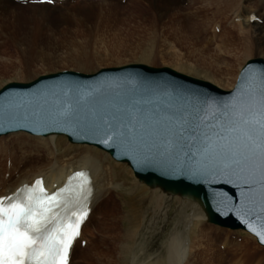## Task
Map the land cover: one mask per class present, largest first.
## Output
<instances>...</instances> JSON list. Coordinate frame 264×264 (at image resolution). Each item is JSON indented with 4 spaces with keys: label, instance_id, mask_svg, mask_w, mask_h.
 I'll return each mask as SVG.
<instances>
[{
    "label": "rangeland",
    "instance_id": "1",
    "mask_svg": "<svg viewBox=\"0 0 264 264\" xmlns=\"http://www.w3.org/2000/svg\"><path fill=\"white\" fill-rule=\"evenodd\" d=\"M111 1L113 0H109V2ZM107 2L108 0H96L90 3L81 0H67L64 3L55 2L49 4L51 7L49 6L50 9H47L45 12L47 14L44 17L41 16L40 9L37 8H33L36 12L32 14V10L26 6L27 4L30 5V2H14L23 6L16 10L20 14L8 19L3 14L4 17L0 16V88L10 81L27 82L41 74L62 70L92 73L103 67L143 63L154 67L168 66L181 73L207 80L219 88L229 89L234 85L239 69L247 60L256 57L264 59V41H260V44L253 41L254 26H249L245 30H238L237 24H242V21L238 17V20L236 19V11L230 10L229 13L230 8L222 9L223 11L216 8L209 12V14L214 12V15L207 19L206 27L209 31H206V28L202 34H192L188 31L176 33L170 28L169 31L152 34L151 17L142 20L141 16H136L132 5H134L133 2L138 3L137 0H126V2L125 0H115L119 8L113 6L109 7L107 11L99 8L106 6L109 3ZM241 3L247 7V11H251L258 18L251 20L252 25L254 22L261 24L262 20L259 16L264 15V0H244ZM180 4L185 5L181 8V15L184 11L188 15H194V7L196 5L202 6L203 2L189 6L188 1L182 0ZM147 9L149 10L148 6ZM147 15L150 16L148 13L143 16ZM201 17L202 12H199L198 19L201 20ZM213 24L215 30L212 27ZM174 25L178 26L176 22L172 26ZM152 43L153 45H151ZM149 48H151V58L145 59L143 54ZM233 54L239 57V60L236 61L235 59V63L226 59ZM243 55L247 56L241 57ZM86 61H88L87 64L82 63ZM230 76H233V82L227 86L226 82L229 81ZM16 132L18 134H14ZM16 132L0 135V138L2 137V142L7 143L5 151L7 150V154L9 152L10 158L14 156L11 159H14L15 167L17 166L16 171L27 170V173L30 171V174H26L24 177L29 180L32 171V164L29 163L39 164L43 160L39 169H44L47 167L44 160L49 156L42 155L45 151L42 154L35 152L34 148L37 145L40 146V143L27 141L30 137L33 139V136L37 135H31L25 131ZM53 135L57 137V146H62L65 143L71 148H92L96 152L107 154L108 163L119 165L126 171L123 170L124 173L116 180L117 203L113 202L114 207L109 206L113 214L110 212L111 215H107L103 221L96 212L99 205H95L90 221L83 227L82 240L85 241V244L81 245L80 241L75 244L72 249L71 264H109L108 258L112 249L111 241L105 237H108L109 234L114 235L116 229L111 227L114 224L113 218L115 215L118 218L123 213L127 214V209H131L132 211L129 210V212L136 216H134L135 222L131 224L124 222L117 226L116 231L118 243V240L122 241V238L128 237V231L131 230L129 238L133 243H129L132 247L128 248V264L135 254H137L134 260L135 264H167L165 262L159 263L158 259L164 257L162 253L165 237L173 228L177 217L175 214L179 215L176 211L179 207L178 204L186 202L176 197H167L168 201H166L164 208V211L167 210L168 212L167 216L163 219L164 221L156 219L158 213L153 207L155 201L147 197L152 191L147 185L137 181L125 162L114 160L106 151L94 145L86 146L88 144L71 143L64 135ZM19 136L26 141L16 144L14 142L12 147L8 143L9 139ZM22 152H27L23 155L25 157L29 155L26 158L20 157ZM35 156L39 158L37 159ZM10 158L7 156V159H4V156H0V180L9 175L14 176V178L18 175L9 167ZM0 191H2L1 187ZM6 191L5 188L4 192ZM130 192L133 193L135 200L139 199L136 200V212L132 204L126 205V208L122 206L120 194ZM141 202L143 203L140 204ZM158 204L162 205L161 202ZM155 221L157 224L154 226ZM98 223L102 224L103 227L98 226ZM151 224L153 225L151 226ZM123 226H131L132 228L128 230L125 228L126 231L124 228V230L122 229ZM150 226L151 228H149ZM185 234L188 257L184 264H264V248L251 234L244 230H232L208 223L202 217L201 220H195L193 224L191 223ZM99 237H103L102 240ZM117 245L119 246V244ZM101 248H106L109 251H106V256L103 254L98 256L97 252ZM81 252H86L87 255L83 256L80 254Z\"/></svg>",
    "mask_w": 264,
    "mask_h": 264
},
{
    "label": "snow or ice",
    "instance_id": "2",
    "mask_svg": "<svg viewBox=\"0 0 264 264\" xmlns=\"http://www.w3.org/2000/svg\"><path fill=\"white\" fill-rule=\"evenodd\" d=\"M146 91L159 103L133 99L75 110L65 106L53 119L106 136L100 143L111 142L138 168L159 167L166 174L206 183L258 185V195L251 187L242 190V203L234 208L226 193L213 195L264 243V216H257L259 227L246 218L264 214V73L242 74L229 100L201 101L195 112L161 99L171 98L170 91ZM148 104L153 107L145 110ZM73 180H78L75 186ZM92 191L88 174L81 171L51 194L37 179L31 187L0 196V264H68ZM77 205L78 210L72 211Z\"/></svg>",
    "mask_w": 264,
    "mask_h": 264
},
{
    "label": "water",
    "instance_id": "3",
    "mask_svg": "<svg viewBox=\"0 0 264 264\" xmlns=\"http://www.w3.org/2000/svg\"><path fill=\"white\" fill-rule=\"evenodd\" d=\"M246 72L264 73V59L256 57L247 60L239 69L230 89L219 88L207 80L168 66L154 67L143 63L103 67L92 73L62 70L41 74L27 82L10 81L0 88V135L16 131L42 136L60 134L66 135L71 143L94 145L105 150L114 160L125 162L139 182L197 201L206 214L207 222L232 230H245L254 235L256 241L264 247V243L247 228L235 211L226 210L218 203L219 198L213 195L216 192L226 193L234 208L242 203V190L251 187L258 195V185L237 187L223 180L206 183L187 176L166 174L159 167L138 168L129 155H125L111 142L108 145L100 143L101 139H107L106 136L80 131L66 122L53 119L65 106L75 110L85 105L106 106L133 99H149L153 100V104L159 103L147 89H158L161 93L170 91L171 98L161 99L175 107L195 112L201 101L229 100L240 85L242 74ZM85 92L92 95L84 96ZM153 104L143 107L148 110ZM258 215L264 216L262 213H253L246 218L259 227Z\"/></svg>",
    "mask_w": 264,
    "mask_h": 264
},
{
    "label": "bare ground",
    "instance_id": "4",
    "mask_svg": "<svg viewBox=\"0 0 264 264\" xmlns=\"http://www.w3.org/2000/svg\"><path fill=\"white\" fill-rule=\"evenodd\" d=\"M66 1L67 0L56 1V2L57 3H64ZM81 1L86 2V3H90V2H95L96 0H81ZM137 1H138V3L133 2L134 5H132L134 11L136 12V16L137 17L141 16L142 20H145L146 18L151 17L152 34L153 33L157 34L159 32L169 31V28L173 32H176V33H183L185 31H188L190 33L192 32V34H195V33L196 34H202L206 28H207L206 31L208 30V27H206L207 22H208L207 19L209 18V16L214 15V12L211 14H209V12L213 11L216 8H218L219 11H223L222 9L225 10V9L230 8L229 13L231 12L230 10L236 11V15H235L236 19L238 20V18H240V21H242V24L241 23L237 24L236 28L238 30L239 29L245 30V28L248 29L249 26L250 27L254 26L255 34L253 35V41H255L256 43H259V44L261 43L260 41H264V15L262 17L259 16V18H261V20H262L261 24H257V22H254L252 25L251 20H252V15H254V14L251 11H247V9H246L247 7L242 5L241 1H244V0H186V1H188L189 6H195V4L197 2H203V4H202L203 7L201 5L200 6L196 5L194 7V9H195L194 15L193 14L188 15V13H186L185 11L182 15L180 14L182 6L185 7V5L180 4L182 2V0H137ZM108 2H109V0H108ZM125 2H126V0H125ZM125 4H127V3H125ZM103 5H104V3H103ZM26 6L32 10V14L36 12L35 10H33V8L40 9V13L42 14L41 15L42 17H44L47 14L45 12L47 11V9H50V7H51L49 4H46V3H41V4L30 3V5L27 4ZM113 6L118 7L115 3V0L109 2L106 6H100L99 8L105 9L107 11V10H109V7H113ZM147 6H148L149 10L147 9ZM22 7H23L22 5L15 4L11 0H0V16L4 15L7 19L9 17H15L16 15L18 16L20 13L18 14L17 12H19V11H16V10L19 8H22ZM183 9L185 10V8H183ZM199 12L200 13L202 12L201 20L198 19ZM224 12H227V11H224ZM147 13L150 14V16H148V15L143 16ZM189 13H191V12H189ZM249 16H250V19H249ZM3 21H5V20H3ZM175 22L178 24V26H175V25L172 26L173 23H175ZM214 24L212 27L215 30ZM153 38H155V37H153ZM151 45H153V43ZM235 52H237V51H235ZM143 55H144L145 59L151 58V48H149L148 51L145 52ZM235 55L236 54L230 55L226 59H229L228 60L229 62L234 61V63H235V59H236V61L239 60V57H237ZM246 56L243 55L241 57H246ZM82 63L87 64L88 61L82 62ZM232 82H233V76H230L229 81L226 82L227 86H230L232 84ZM14 134H18V132L14 133ZM0 139H1L0 140V156H4V159H7V156L10 158L9 152L7 154V150L5 151V149H6L5 147H6L7 143L2 142L3 141L2 137ZM21 141H26V140L22 139L20 136L16 137V138L12 137V139L11 138L9 139L8 143L11 144L13 147L14 142L16 144V143L21 142ZM27 141H32L34 143H40V146L36 144L37 146H36V148H34V150H35V152H37V154H42L45 151V153L42 155H44V156L48 155L49 156V158L44 160V163L47 165V167L44 169H39L40 164L42 163L43 160H41L39 162V164L29 163L30 165L32 164L31 165L32 171H31L30 179L27 180L24 177L26 176V174H30V171L28 173H27V170L20 171V172L16 171L17 166L15 167L14 159L13 160L11 159L14 156H12L10 158L11 161H10L9 167H10V169L12 168L13 171H16L18 173V175L15 178H14V176L9 175L7 178H2L0 180V187L2 188V191H0V196H5L8 193H12L16 187H18L19 185H21L23 183L30 184L32 182V180L37 176L43 177L44 182L46 184V187L50 191L54 188V184H56L57 186L61 185L64 182L67 175L69 173H71L73 170L80 169V168L88 169L89 173H90V177L92 179V187H93V195H92V198L90 201L91 211H90L86 221L84 222V224L81 227L80 238L73 244V246H72V249H73L75 244L83 238V236H82L83 227L85 225H87V223L90 221L91 215H92L93 211L95 210L94 207L96 204L99 205L96 212L101 216V219L103 221L107 217V215L110 214V212L112 213V211L109 209V206L111 205L114 207L113 202L117 203V182H116V180L121 174L124 173L125 169L120 167L119 165H113V164L108 163V160L106 158L107 154H102V153L96 152L92 148H88V147L71 148V146H69L65 143L62 146H57V144H56L57 137L53 134H50L47 136H40V135L33 136V139H31V137H30V139H28ZM85 144H83V145H85ZM86 146H90V145L88 144ZM15 149H17V148H15ZM26 153L25 152L20 153V155H21L20 157H25L23 155ZM28 155H26V157ZM31 157H32V155H31ZM31 157H29V158H31ZM35 158H37V156H35ZM33 159H31V160L33 161ZM42 159H44V158H42ZM16 161H17V159H16ZM24 163H25V161H24ZM16 165H17V163H16ZM22 170H24V169H22ZM137 181L139 182L138 179H137ZM127 182L130 183L129 181H127ZM5 188L7 189L6 192H4ZM149 188H150L149 190L152 191V193L150 195H148L147 197L150 200L155 201V204L153 207L155 208V210L158 213V218H156V219H159L160 221L163 220L165 218V216H167L166 214L168 213L167 210L164 211L165 203H166V201H168L167 197H169V198L176 197L181 201L189 203V204H186V203H179L178 204L179 207L176 209V211H178L179 215L175 214L177 217H176V221L174 222L173 228L167 233V235L165 237V242H164V246H163L164 251L162 253V254H164V257H163V259H161V257H159L160 259H158L159 263L165 262L167 264H184L186 261V258L188 257L187 256L188 255L187 254V247H186L187 240L185 237L186 236L185 233L187 231V228L190 226L191 223L193 224V222L195 220H197V221L201 220L202 217L204 219H206V214H205L203 208L200 206V204L193 199H190L187 197H182L178 194H172V193L163 191L158 186H152ZM132 194H133L132 192H130L128 194H120L121 198H122V206L126 208L127 207L126 205L130 206V204H132L134 206L135 212H136V210H137V206H136L137 201L136 200H139V199L135 200L134 199L135 197ZM157 201L161 202L162 205L158 204ZM142 203L143 202H141L140 204H142ZM116 206H117V204H116ZM197 208L199 209V211ZM129 210L132 211L131 209H129ZM129 210L128 209L126 210L127 214L123 213V215L122 216L120 215L118 218L116 217V215H115V218L111 217L114 220L113 221L114 224H113V226L111 225V227L112 228L115 227L114 229L117 230V226L123 224L124 222H126V223L130 222V224L135 222L134 220L136 219L135 218L136 216L131 214L129 212ZM110 223H111V221H110ZM155 224H157V221L154 222V226H155ZM99 225L100 224L98 223V226ZM152 225L153 224H151V226ZM100 226L103 227L102 224ZM151 226L149 228H151ZM154 226H153V229H154ZM105 228H109V227H105ZM123 228L124 229L127 228V230H128L129 228H132V227L131 226H127V227L123 226L122 229ZM96 229H98V228H96ZM110 229H109V231H110ZM116 230H115V232H116L115 233L111 229V231L114 232V235L109 234L108 237H105L111 241V248H112L111 249V255L109 254L110 257L108 258V262H109V264H120L121 262H122L121 264H128V261H127L128 256H129V253H128L129 249L128 248L132 247V245H130L129 243H133L132 240H130V238H129L131 230L128 231L129 232L128 237H126L127 236V234H126L125 235L126 238H122V241L118 240V243H117L118 238H117V231ZM118 231H119V229H118ZM101 238H103V237H101ZM101 238H100V240H102ZM192 240H193V238H192ZM104 243H106V242H104ZM89 244H90V242H89ZM117 244H119V246ZM72 249H71V253H72ZM106 251H107L106 248H103V249L101 248L100 250H98V252L97 251L96 252H97L98 256L102 255V254L106 256ZM107 252H109V251H107ZM117 252H118V254H117ZM76 254H77V252H76ZM80 254L83 256L87 255L86 252H81ZM136 257H137V254L133 255L129 264H135L134 260ZM100 259H101V257H100ZM69 264H71V260H70Z\"/></svg>",
    "mask_w": 264,
    "mask_h": 264
}]
</instances>
